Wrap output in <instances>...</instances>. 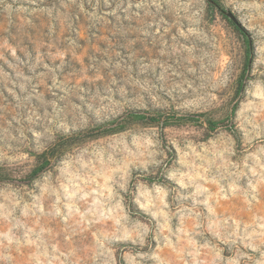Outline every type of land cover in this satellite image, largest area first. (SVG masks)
<instances>
[{"label": "rangeland", "instance_id": "obj_1", "mask_svg": "<svg viewBox=\"0 0 264 264\" xmlns=\"http://www.w3.org/2000/svg\"><path fill=\"white\" fill-rule=\"evenodd\" d=\"M0 176V264H264V0H0Z\"/></svg>", "mask_w": 264, "mask_h": 264}, {"label": "trees", "instance_id": "obj_2", "mask_svg": "<svg viewBox=\"0 0 264 264\" xmlns=\"http://www.w3.org/2000/svg\"><path fill=\"white\" fill-rule=\"evenodd\" d=\"M212 1L214 4H216V0H212ZM181 120L182 118H177V116L175 115L168 116L160 112H155V113L137 112V113L130 114V116L122 119V121L120 120V122L116 120L114 127L103 128V130H100L99 132H97L95 136L102 135L105 133H112L115 131H120V130L125 129L128 125L134 124V123H141L144 125H155L156 124V125H159L160 127H166L167 125L180 122ZM214 127L217 128V126H214Z\"/></svg>", "mask_w": 264, "mask_h": 264}]
</instances>
